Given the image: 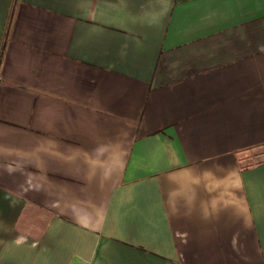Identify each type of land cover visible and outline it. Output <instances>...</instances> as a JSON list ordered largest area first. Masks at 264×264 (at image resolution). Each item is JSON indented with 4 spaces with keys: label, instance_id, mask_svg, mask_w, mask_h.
<instances>
[{
    "label": "crops",
    "instance_id": "crops-1",
    "mask_svg": "<svg viewBox=\"0 0 264 264\" xmlns=\"http://www.w3.org/2000/svg\"><path fill=\"white\" fill-rule=\"evenodd\" d=\"M0 264H264V0H0Z\"/></svg>",
    "mask_w": 264,
    "mask_h": 264
}]
</instances>
